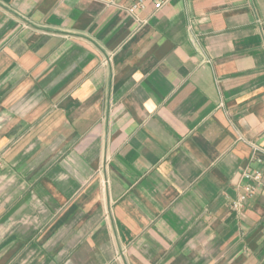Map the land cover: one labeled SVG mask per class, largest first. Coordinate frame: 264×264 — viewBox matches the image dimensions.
<instances>
[{
	"label": "crops",
	"instance_id": "crops-1",
	"mask_svg": "<svg viewBox=\"0 0 264 264\" xmlns=\"http://www.w3.org/2000/svg\"><path fill=\"white\" fill-rule=\"evenodd\" d=\"M138 1L0 0V264H264V0Z\"/></svg>",
	"mask_w": 264,
	"mask_h": 264
},
{
	"label": "built area",
	"instance_id": "built-area-1",
	"mask_svg": "<svg viewBox=\"0 0 264 264\" xmlns=\"http://www.w3.org/2000/svg\"><path fill=\"white\" fill-rule=\"evenodd\" d=\"M167 0H158L155 3L156 7L162 6ZM144 8V0H139L137 3H133L127 7L128 12L133 15L136 18V22L138 23V26L140 27L143 24V21L138 17L137 12L138 10H141ZM244 176L253 178L255 181H264V172L260 170H254L251 172H244ZM248 193L251 194L253 192V189L247 188ZM247 195L241 196L238 200L233 202V207L235 209L241 208L243 206L244 200H246Z\"/></svg>",
	"mask_w": 264,
	"mask_h": 264
}]
</instances>
